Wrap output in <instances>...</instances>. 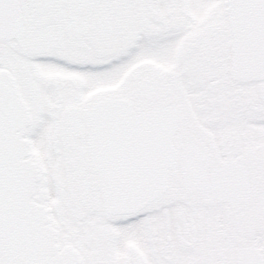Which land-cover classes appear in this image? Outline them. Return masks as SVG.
I'll return each mask as SVG.
<instances>
[{
    "label": "snow or ice",
    "instance_id": "snow-or-ice-1",
    "mask_svg": "<svg viewBox=\"0 0 264 264\" xmlns=\"http://www.w3.org/2000/svg\"><path fill=\"white\" fill-rule=\"evenodd\" d=\"M0 264H264V0H0Z\"/></svg>",
    "mask_w": 264,
    "mask_h": 264
}]
</instances>
